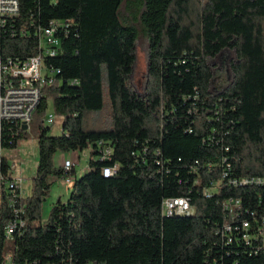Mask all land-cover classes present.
<instances>
[{"label":"trees","instance_id":"16d2710c","mask_svg":"<svg viewBox=\"0 0 264 264\" xmlns=\"http://www.w3.org/2000/svg\"><path fill=\"white\" fill-rule=\"evenodd\" d=\"M125 1L22 0L18 32L3 36L4 52L25 58L39 51L38 26L75 22L46 60L60 71L20 133L37 137L39 163L12 240L13 211L2 202L0 264L9 251L14 264H264V250L227 245L221 232L228 197L242 200V219L264 215V185L226 180L203 194L222 178L224 158L231 176L264 177V0H134L149 38L145 93L131 82L138 27L122 22ZM226 48L235 51L233 76L214 86L209 59ZM50 101L59 134L45 121ZM89 147L88 170L45 219L52 178L64 174L56 154ZM115 164L114 175L102 172ZM171 196H189L195 213L166 216Z\"/></svg>","mask_w":264,"mask_h":264},{"label":"built area","instance_id":"2783aa9c","mask_svg":"<svg viewBox=\"0 0 264 264\" xmlns=\"http://www.w3.org/2000/svg\"><path fill=\"white\" fill-rule=\"evenodd\" d=\"M21 3L22 0H0V213L2 202L6 197L13 211V217L5 230L8 240H12L16 232H21L25 225V219L22 217L24 208L20 203L28 192L22 169L23 161L16 150L22 140L29 137H21L20 133L21 130L30 131L34 113L42 99V89L60 71L50 66L46 60L59 53L62 44L60 33L66 32L67 28L75 23L74 19H53L46 26H38L36 33L39 37V51L37 53L25 58L7 55L4 52L3 36L9 30L13 35L18 32ZM19 31L25 35L27 29L21 27ZM54 118V113L47 114L46 124L53 123ZM25 124H28L27 129L24 128ZM99 144L102 145L101 158H110L113 148L101 142ZM223 161L226 165L223 168L222 178L203 189L205 196H213L219 192L222 182L226 180L228 184L234 185H264L262 176H231L232 166L227 162V158ZM62 166L63 176H54L52 180L72 183L75 162L71 158H66ZM118 168V164L107 165L103 167L102 172L114 175ZM195 171L198 172V168H195ZM222 203L230 213V221L225 222L221 229L225 244L245 243L250 247L251 253L264 250V215L258 217L252 211L251 218L242 219L240 198L228 197ZM179 211L195 212L189 196H171L163 200V213L166 216H173ZM2 264H14L12 251L6 254Z\"/></svg>","mask_w":264,"mask_h":264},{"label":"rangeland","instance_id":"374dc122","mask_svg":"<svg viewBox=\"0 0 264 264\" xmlns=\"http://www.w3.org/2000/svg\"><path fill=\"white\" fill-rule=\"evenodd\" d=\"M134 2L133 4H128ZM136 1V0H135ZM134 0H126L120 8V18L124 24H134L138 27L137 40V59L132 73L131 82L134 87L141 93H145L147 75H148V60H149V38L141 21L139 9L135 7ZM128 10L127 14L125 10ZM235 57V51L231 48L224 49L220 55L209 59V64L213 70V85L225 86L232 79L233 73L230 68V62ZM54 113L52 101L49 102L47 114ZM52 132L59 134L62 131L60 118L56 117V121L51 123ZM18 156L23 161L22 169L26 177L25 186L27 192L31 194L33 189V179L36 175V167L39 158L38 140L37 137L31 136L22 140L17 147ZM91 147L83 151L58 152L55 156L58 165L63 164L66 157L71 158L75 162L73 173L86 172L88 170V160L90 158ZM78 176V174H77ZM76 176V177H77ZM75 178V177H74ZM73 183L67 184L61 180L52 182L50 195L44 202L43 215L46 219L54 205L59 199L65 201L71 190Z\"/></svg>","mask_w":264,"mask_h":264},{"label":"bare ground","instance_id":"6f19581e","mask_svg":"<svg viewBox=\"0 0 264 264\" xmlns=\"http://www.w3.org/2000/svg\"><path fill=\"white\" fill-rule=\"evenodd\" d=\"M105 175H108L110 173H104ZM72 183H73V179H72ZM176 214H185V215H192L195 212H186V211H179V212H175Z\"/></svg>","mask_w":264,"mask_h":264},{"label":"crops","instance_id":"0c3cea01","mask_svg":"<svg viewBox=\"0 0 264 264\" xmlns=\"http://www.w3.org/2000/svg\"><path fill=\"white\" fill-rule=\"evenodd\" d=\"M66 158H68V157H66ZM66 158H65V159H66ZM83 173H84V172H80V173H78V172H77L76 174H75V173H73V177H76V176H77V174H78V176H81ZM78 176H77V177H78ZM72 185H73V184H72Z\"/></svg>","mask_w":264,"mask_h":264},{"label":"water","instance_id":"95a60500","mask_svg":"<svg viewBox=\"0 0 264 264\" xmlns=\"http://www.w3.org/2000/svg\"><path fill=\"white\" fill-rule=\"evenodd\" d=\"M24 128L27 129V128H28V124H25V125H24Z\"/></svg>","mask_w":264,"mask_h":264}]
</instances>
